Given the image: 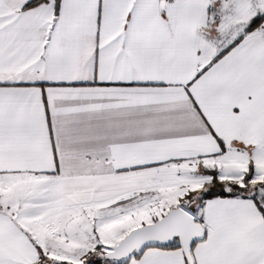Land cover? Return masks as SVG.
Segmentation results:
<instances>
[{
	"label": "snow or ice",
	"instance_id": "6c2138e0",
	"mask_svg": "<svg viewBox=\"0 0 264 264\" xmlns=\"http://www.w3.org/2000/svg\"><path fill=\"white\" fill-rule=\"evenodd\" d=\"M0 264H264V0H0Z\"/></svg>",
	"mask_w": 264,
	"mask_h": 264
}]
</instances>
